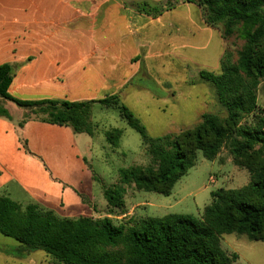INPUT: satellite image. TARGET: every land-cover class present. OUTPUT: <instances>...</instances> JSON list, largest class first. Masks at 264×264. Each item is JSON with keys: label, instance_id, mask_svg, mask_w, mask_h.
<instances>
[{"label": "trees", "instance_id": "1", "mask_svg": "<svg viewBox=\"0 0 264 264\" xmlns=\"http://www.w3.org/2000/svg\"><path fill=\"white\" fill-rule=\"evenodd\" d=\"M189 2L201 9L206 24L221 30L224 40L237 35L245 41L236 60L225 51L220 75L200 72V78L215 90L218 105L226 109L225 117L206 114L192 129L154 138L118 94L83 102L13 98L9 88L16 67L11 64L0 65V117L12 119L5 104L12 102L26 110L19 128L33 119L93 136L94 104L119 108L128 126L141 135L152 159L146 166L121 170L119 183L104 188L109 215L125 208L129 188L171 195L196 165L199 152L215 160L227 149L234 165L250 173V183L213 191L212 203L201 219L170 214L140 222L130 218L120 224L110 217L59 218L36 203L23 206L0 195V234L19 243L5 252L22 258L42 251L53 264H236L238 256L229 255L222 246L224 235L264 243V109L258 99L264 82V0ZM122 135V130L113 129L106 139L117 147ZM21 143L29 152L27 141Z\"/></svg>", "mask_w": 264, "mask_h": 264}, {"label": "rangeland", "instance_id": "2", "mask_svg": "<svg viewBox=\"0 0 264 264\" xmlns=\"http://www.w3.org/2000/svg\"><path fill=\"white\" fill-rule=\"evenodd\" d=\"M0 1L3 2L0 5L2 30L17 32L24 37L28 30L26 15L21 11L24 7L18 3L24 0ZM80 1V6L66 9L65 38H59L56 42L46 41L45 45L53 47L64 41L66 49L77 45H93L99 49L112 46L113 54L108 51L98 55L97 59H107L109 64L114 65L113 77L107 85L97 79L95 72L90 70L95 60L86 62L85 72L74 74L80 62L78 56L71 52L72 60L66 64V78L52 89L43 86L26 90L19 74L23 65L15 66V83L12 91H9L13 98L27 101H98L118 94L122 103L141 120L151 137L174 135L194 128L205 114L227 115L226 109L218 105L215 90L200 78V72L221 73L223 51L232 52L236 60L238 52L245 45L244 40L237 35L224 40L221 30L206 25L201 9L189 0ZM71 9L81 17L76 18L69 13ZM155 42H161L163 46L154 47ZM10 61L12 54L7 53L5 48L0 49V63L10 64ZM164 83L170 87H164ZM207 94L213 100V111L207 103ZM258 99L260 107L264 109V82L259 89ZM92 113L95 135L94 148L89 150L91 152L83 144V136L75 135L70 129L62 131L66 132V136L56 133L48 135L50 139L61 140L64 143L61 144L62 148L67 147L62 153L71 159H67L64 170L70 175L71 172H84L82 181L97 198L98 209L104 211L101 215H105L108 204L104 198V188L119 183L121 170L146 166L152 158L141 135L128 126L119 108H107L96 103ZM247 122L250 123L251 119ZM113 129L123 131L117 147L106 139V133ZM76 152L86 157L88 162L84 163L82 158L76 160ZM250 181V173L234 165L227 149L215 160L206 159L199 152L196 165L177 182L171 195L162 196L129 188L125 195L126 209L123 211L132 210L135 222L170 214H185L201 219L204 209L212 203L213 191L221 188L240 189ZM14 201L18 202L17 199ZM113 220L117 224L127 223L129 217L122 221ZM17 246L18 242L0 234L2 250ZM222 246L229 255L238 256L236 264H264V243L251 242L246 236L232 234L222 237ZM0 264L53 263L42 251L19 258L4 250L0 251Z\"/></svg>", "mask_w": 264, "mask_h": 264}, {"label": "crops", "instance_id": "3", "mask_svg": "<svg viewBox=\"0 0 264 264\" xmlns=\"http://www.w3.org/2000/svg\"><path fill=\"white\" fill-rule=\"evenodd\" d=\"M18 3L20 7H24L21 11L26 15L28 30L25 36L22 37L17 32L3 31L0 22V49L5 48L7 53L12 54L11 65H23L19 74H21L22 86L26 90L43 86H49L52 89L53 86H57L60 80L66 78V64L72 60L71 52L78 56L80 62L77 63L74 74H81L83 70L85 72L86 62L95 60L96 63L90 70L95 72L97 79L107 85V82L115 73L114 65L109 64L107 59L97 58H99L98 55L108 51L113 54L112 46H104L99 49L94 48L93 45L89 47L77 45L72 49H66L64 41L58 42L53 47L45 45L46 41L54 40L56 42L59 38H65L66 23L64 20L66 9L80 6L82 4L80 0H24ZM2 4L3 2L0 1V5ZM69 13L74 14L72 9ZM75 17L79 18L81 16L75 15ZM126 19L128 22L129 16ZM203 21L206 24L204 18ZM21 41H24V43H21ZM156 46H163V44L155 42L154 47ZM225 51L226 49L223 51L222 57ZM3 64L0 63V65ZM95 67L98 69L95 70ZM14 83L13 80L9 88L10 92ZM163 85L167 88L170 87L167 83ZM206 98L213 111V100L208 94ZM5 104L12 119L0 117L1 196H6L13 201L17 199V203L23 206L36 203L42 208L52 211L59 218L77 219L86 217L102 219L110 217L119 221L128 217L129 219L133 218L134 212L132 210L123 211L126 206L124 209L116 210L113 215H109V211H105L107 214L101 215L104 211L98 209L97 198L82 181L84 172L78 171L77 174L71 172L70 175L64 170L67 159H71L68 158V155L65 156L62 153V151L67 150V147L62 148L63 145L61 144L64 143L61 140L50 139L48 134L56 133L59 136H66V132L62 133V131H69L68 129H70L73 132L71 128L33 119L19 128L18 125L23 120L26 110L17 107L12 102H6ZM135 117L138 118L136 115ZM75 135L83 136L81 139L88 151L94 148L93 137L95 133L93 136L88 134ZM21 139L27 141L30 153L24 149ZM54 151H56L55 154ZM74 155L76 160L80 161L82 158L84 163L88 162L87 158L82 157L79 153L76 152ZM211 181L214 183V179Z\"/></svg>", "mask_w": 264, "mask_h": 264}]
</instances>
